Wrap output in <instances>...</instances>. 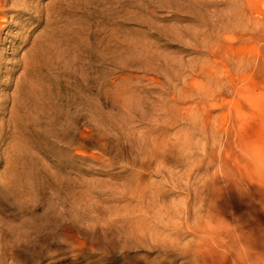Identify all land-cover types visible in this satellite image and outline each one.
Segmentation results:
<instances>
[{
    "label": "rangeland",
    "instance_id": "1",
    "mask_svg": "<svg viewBox=\"0 0 264 264\" xmlns=\"http://www.w3.org/2000/svg\"><path fill=\"white\" fill-rule=\"evenodd\" d=\"M38 2L44 5L51 0ZM116 6V0H84L71 17L74 33L59 56L53 97L63 104L66 98L71 99L77 87L74 81L84 73L90 81L88 101L92 104L97 97V107L72 132L81 146L67 148L52 138L40 140L33 167L39 185L31 200L26 194L29 184L25 178L21 182L26 191L28 222L41 226L64 220L68 231H73L71 259L53 264L168 260L163 251L137 244L122 250L121 255L104 258L102 250H96L92 259L84 257L92 246L119 248L120 235L135 229L133 224L141 215L128 214L126 209L136 201L129 195L123 197L129 181L138 174L132 150L139 149L147 134L167 135L175 145H185L187 140L192 145L189 150L179 149L180 153L176 150L175 184L169 183L167 171L161 173L155 167L144 175L149 183L165 185L168 200L175 203V228L165 233L175 237L178 233L185 245L194 240L195 231L204 230L203 219L199 222L196 213L203 212L206 196L200 200L194 193L205 186L206 174L212 178L221 167L227 181L242 186V198L253 208L252 216L241 218L238 230L254 231L256 264H264V114L244 122L228 105L209 107L213 118L206 122L208 130L205 132L204 125L202 131L196 128L205 121L199 107L202 99L208 100L207 105L215 100H234L245 113L256 114L248 99L264 94V0H130L119 12ZM25 18L9 21L1 35L6 64L0 71V99L11 92H3L4 75L29 48L22 44L42 30L30 26L31 21ZM96 32L107 44L114 42V53L102 64L96 58L89 63L86 58L96 43ZM173 86L175 95L179 89L210 91L218 99H177L175 123L167 127L161 123L159 107L174 103ZM227 113L226 125L223 115ZM192 166L197 175H185ZM61 176L66 178L64 207L51 214L50 187L58 186L56 181ZM167 214L172 216L173 211ZM146 218L149 226L162 220L154 211ZM163 218L168 220L167 215ZM212 235L209 256L201 260L207 264H241L232 252L221 249V234ZM172 258L175 264H193L185 253Z\"/></svg>",
    "mask_w": 264,
    "mask_h": 264
},
{
    "label": "bare ground",
    "instance_id": "2",
    "mask_svg": "<svg viewBox=\"0 0 264 264\" xmlns=\"http://www.w3.org/2000/svg\"><path fill=\"white\" fill-rule=\"evenodd\" d=\"M83 1L51 0L50 3L41 5L38 0H0V71L6 64L5 51L1 48V35L9 21L27 17L25 20L31 21L30 26L42 28L33 40L22 44L29 48L17 60H14L11 71L4 75L7 81L3 92L7 89L11 92H5V96L0 99V264H53L62 263L72 257L70 243L73 231H68L64 220L60 224L50 221L41 226L28 222L26 218L28 205L24 202L26 191L22 188L21 182L25 178L29 184L26 194L31 200L33 198L31 195L35 194L39 185L33 167L40 140L52 138L67 148L71 145L81 146L82 143L74 138L72 132L79 122L85 119L88 113L92 114L93 109L97 107V97L91 100L92 104L88 101L86 92L90 90L88 87L90 81L84 73L77 80L75 79L74 83L77 87L74 88L71 99L66 98L63 104L53 97V82L59 79V56L63 52L64 43L66 44L74 33V21L71 17ZM129 2L130 0H116L115 10L119 12ZM96 36V43L89 49L86 58L89 63L96 58L102 64L105 60H110L109 57L114 53L111 45L114 42L109 41L107 44L97 32ZM173 93L174 103L168 102L159 107L162 115L161 123L167 127L175 123L177 99L186 100L193 96L218 99L215 93L210 91L195 93L179 89L175 95V86H173ZM207 101L202 99L199 105L205 120L204 124L196 126L200 131L204 125L206 132L208 130L206 122H211L213 118L209 107L218 109L220 106L228 105L229 108L236 110L237 116L244 122L252 121L258 115L264 114V94L248 99L249 105L255 109L256 114L245 113L239 103L234 100L230 102L215 100L209 105ZM229 116L230 113L223 115L226 125ZM184 143L185 145L181 143L175 145V140L171 141L167 135L161 137L147 134L142 139L139 149L132 150L136 157L138 174L129 181L123 197L129 195L132 201H136L132 208L127 207L126 210L128 214L139 213L141 218L138 222L132 223L135 229L124 231L120 235V241L117 244L120 245L119 248L117 246L112 250L104 246L101 248L92 246L90 253L84 254L85 259L95 257L96 250H102L104 258L115 254L121 255L122 250L137 244L151 246L163 251L166 258L170 257L160 263L147 264H175L172 257L184 253L193 264H201L203 258L209 256L207 252L210 242L213 241L212 234L219 232L221 246H223L221 249L232 252L233 258L241 264H256L254 231L238 230L241 218L252 216L253 208L248 207L242 198V186L234 181H227L221 167L212 178L206 174L205 186L198 187L194 193L200 200L203 195L206 196L203 200V212L196 213L199 222L203 219L204 230L195 231L194 240L185 245L179 241L178 233L176 237L175 234L165 233L173 226L175 228V203L168 200L165 185L149 183L144 179V175L153 171L155 167V170L161 173L167 171L171 180L169 183L175 184L176 150L178 149L180 153L179 149L189 150L192 145L189 140ZM79 155L82 154L79 153ZM192 168L193 166L188 168L189 172L187 171L188 174L185 175H197ZM65 179L64 176L58 177L56 181L58 186L50 187L53 192L50 197L51 214H55L59 206L64 207ZM207 205L211 206L206 211ZM171 210L172 216L167 214ZM185 210L188 213V207ZM152 211L162 220L156 225L149 226L146 217ZM164 215L168 218L166 222H164ZM204 216L207 221H204ZM231 228L234 231H230ZM81 245L85 247V243ZM202 264H207L206 260L202 261Z\"/></svg>",
    "mask_w": 264,
    "mask_h": 264
}]
</instances>
